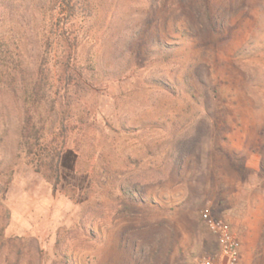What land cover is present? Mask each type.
Masks as SVG:
<instances>
[{
    "label": "rangeland",
    "instance_id": "374dc122",
    "mask_svg": "<svg viewBox=\"0 0 264 264\" xmlns=\"http://www.w3.org/2000/svg\"><path fill=\"white\" fill-rule=\"evenodd\" d=\"M61 2L0 0V264H264V0Z\"/></svg>",
    "mask_w": 264,
    "mask_h": 264
},
{
    "label": "trees",
    "instance_id": "16d2710c",
    "mask_svg": "<svg viewBox=\"0 0 264 264\" xmlns=\"http://www.w3.org/2000/svg\"><path fill=\"white\" fill-rule=\"evenodd\" d=\"M74 0H62L61 4L63 5V9L69 11L70 14L74 13L76 10V5H73ZM60 4V5H61ZM68 32V28H65L64 26V35L66 37V33ZM66 40V39H65ZM69 44V43H68ZM69 48L72 49V46L69 44ZM70 61V57H69ZM67 67V65H66ZM2 79V80H1ZM0 80L3 82L4 85H7L8 87H11L15 92L19 91V87L23 86V83L20 81L18 82L15 77L7 76V75H1ZM21 85V86H20ZM20 132H21V138H22V144H24L27 149H29L30 153L34 150L35 147L40 145V131L37 130V124L34 121V114L31 112V109L25 110V113L23 115V118L20 122ZM58 158L52 157V160L45 165V172L43 173L44 177L48 179L51 183L57 185L59 181V168L58 164L60 160V156L57 155ZM67 158V156L65 157ZM1 238L3 236V232L1 230ZM9 243L13 242V240H8Z\"/></svg>",
    "mask_w": 264,
    "mask_h": 264
},
{
    "label": "built area",
    "instance_id": "2783aa9c",
    "mask_svg": "<svg viewBox=\"0 0 264 264\" xmlns=\"http://www.w3.org/2000/svg\"><path fill=\"white\" fill-rule=\"evenodd\" d=\"M202 220L220 248L215 255L203 257L197 264H240L241 244L231 224L214 217L208 210L202 212Z\"/></svg>",
    "mask_w": 264,
    "mask_h": 264
},
{
    "label": "crops",
    "instance_id": "0c3cea01",
    "mask_svg": "<svg viewBox=\"0 0 264 264\" xmlns=\"http://www.w3.org/2000/svg\"><path fill=\"white\" fill-rule=\"evenodd\" d=\"M240 263H241V261H240Z\"/></svg>",
    "mask_w": 264,
    "mask_h": 264
}]
</instances>
